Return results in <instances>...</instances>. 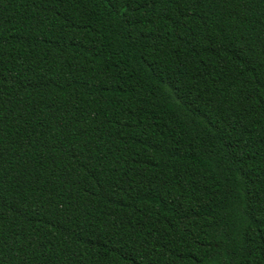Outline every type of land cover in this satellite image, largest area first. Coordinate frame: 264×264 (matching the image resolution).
<instances>
[{
  "label": "trees",
  "instance_id": "16d2710c",
  "mask_svg": "<svg viewBox=\"0 0 264 264\" xmlns=\"http://www.w3.org/2000/svg\"><path fill=\"white\" fill-rule=\"evenodd\" d=\"M0 264H264V0H0Z\"/></svg>",
  "mask_w": 264,
  "mask_h": 264
}]
</instances>
